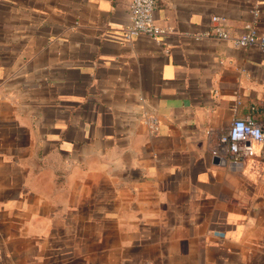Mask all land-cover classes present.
<instances>
[{"label": "crops", "instance_id": "obj_1", "mask_svg": "<svg viewBox=\"0 0 264 264\" xmlns=\"http://www.w3.org/2000/svg\"><path fill=\"white\" fill-rule=\"evenodd\" d=\"M156 1L126 39L132 0H0V264H264V164L213 155L264 47L205 35L264 0Z\"/></svg>", "mask_w": 264, "mask_h": 264}, {"label": "built area", "instance_id": "obj_2", "mask_svg": "<svg viewBox=\"0 0 264 264\" xmlns=\"http://www.w3.org/2000/svg\"><path fill=\"white\" fill-rule=\"evenodd\" d=\"M156 0H132L130 22L125 29V38L145 36L157 39L163 30L154 23ZM210 31L205 35L222 41H230L236 47L246 48L258 44L264 47V37H258L250 24L245 25L246 33L240 37L230 36L226 20L213 16L210 21ZM259 145V149L254 148ZM213 155L226 160V163L236 165L247 158H259L264 164V121L254 116L235 118L231 124L218 135L213 148Z\"/></svg>", "mask_w": 264, "mask_h": 264}, {"label": "water", "instance_id": "obj_3", "mask_svg": "<svg viewBox=\"0 0 264 264\" xmlns=\"http://www.w3.org/2000/svg\"><path fill=\"white\" fill-rule=\"evenodd\" d=\"M214 158H215L216 161H218L219 163H221V164H226V160H225V159H222V158L217 157V156H215Z\"/></svg>", "mask_w": 264, "mask_h": 264}]
</instances>
